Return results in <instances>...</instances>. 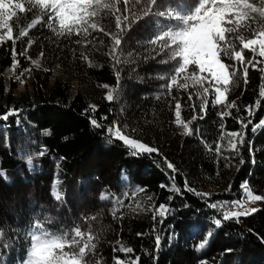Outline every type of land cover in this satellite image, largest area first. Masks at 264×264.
Returning a JSON list of instances; mask_svg holds the SVG:
<instances>
[{
	"label": "trees",
	"instance_id": "obj_1",
	"mask_svg": "<svg viewBox=\"0 0 264 264\" xmlns=\"http://www.w3.org/2000/svg\"><path fill=\"white\" fill-rule=\"evenodd\" d=\"M120 7L123 10V4ZM129 7L132 13L139 12V7L131 4ZM35 15L28 12L22 14L19 23L14 20L13 34L18 36L20 27L26 26ZM150 19L140 21L122 34L123 55L115 69L108 54L112 40L105 35L116 32L115 18L111 15L100 21L103 31L92 32L86 48L75 44L80 37L61 38L45 24L37 25L28 36L17 40L20 63L15 73L11 70L12 42L0 45V115L9 109L18 110L8 120H0V173L4 174L0 175V230L3 231L0 264H15L23 259L29 248L26 230L37 218L46 217L53 221L48 225L52 230L71 229L77 224L84 231L91 229L97 247L87 257V264H97V259L102 264H114V255L125 259L124 253L113 252L121 244L134 249L127 258L139 257V264H200L201 260L207 264H264L261 242L264 201H258L256 213L240 217L239 222L223 221L219 228L213 218L222 219V213L208 207L217 201L237 200L244 181H248L255 194L264 195V127L253 131V126L264 120V99L259 97L264 74L249 67L245 85L241 67L237 83L228 93V102L235 101L240 111L231 109L232 115L222 121L218 112L225 110L223 106L209 104L204 119L190 125L193 135H184L183 127L174 123L175 100L170 96L156 98L161 85L167 83L158 76L169 72L172 65L160 63L164 57L151 59L149 46L140 43L153 34L155 25L148 23ZM246 35L251 38V33ZM29 40L33 41L30 48ZM25 48L27 55L19 56ZM82 52L89 56L91 67L82 58ZM251 57L245 50V59ZM257 59L264 60L258 56ZM32 60H38L39 66L33 65ZM28 68L31 71L25 73V82L21 84L16 76ZM117 69L120 99L109 102L105 99L108 89L103 85H117ZM190 91L191 88L173 89L172 93L181 102L185 121L194 114L192 103L196 105L195 114H200V101L195 96L193 101L188 100ZM258 99L261 103L257 108ZM90 105L96 106L95 112ZM249 106L254 109L251 117L245 111ZM237 116L244 123L252 120L245 130V142L238 146V152L222 151L218 156L215 144L220 125H225V131H239L241 124ZM90 117L103 127L94 128ZM113 121L119 122L124 134L158 152L134 156L119 140L109 144L106 129ZM45 130L50 134L44 135ZM205 144L211 145L212 150ZM42 149L46 151L40 156ZM28 157H32L34 170H29ZM165 161L177 169L174 176L179 193L170 191L173 173ZM57 179L62 194L59 201L52 195V185ZM185 181L194 191L184 189ZM137 186L147 191L136 200L145 209L151 203L157 207L167 205V218L161 222L162 218L157 216L153 220L151 213L132 212L131 207L121 208L113 217V199L123 198L124 192L131 193ZM102 192L109 194L108 200L100 199ZM148 196L153 201H147ZM130 201L135 207L136 202L130 196L125 205ZM91 216L96 219L85 223L84 217ZM210 231L214 233L210 244L197 253L196 247ZM157 235L161 237L158 251Z\"/></svg>",
	"mask_w": 264,
	"mask_h": 264
},
{
	"label": "snow or ice",
	"instance_id": "obj_2",
	"mask_svg": "<svg viewBox=\"0 0 264 264\" xmlns=\"http://www.w3.org/2000/svg\"><path fill=\"white\" fill-rule=\"evenodd\" d=\"M121 4H123V10H121ZM130 4L132 7H139V12L132 13ZM28 12H34L36 15L26 26H21L18 36H15L13 21L19 23L22 14L26 15ZM108 15L115 18L116 32L105 33L112 40L108 54L114 61V69L121 63L123 55L122 34L131 31L140 21L151 18L148 23L155 25L152 30L153 34L149 39L140 43L142 46L144 44L149 46L148 51L151 59L164 57L160 63L172 65L169 72L158 76L159 79L167 80V83L161 85V92L157 94L156 98L170 96L175 100L174 123L178 127H183L184 135H193L190 125L197 119H204L209 104L213 107L223 106L225 110L218 112L222 121L225 117L232 115L231 109H236L237 113L240 111L235 101L228 102V93L231 87L236 85V77L241 67L245 85L249 67L264 74V67H258L260 64H264V60L257 59V56L264 58V0H259L258 3H254L252 0H0V45L6 41L12 42L11 70L15 73L20 63L17 59V40L28 36L31 29L37 25L45 24L54 35L61 38L80 37L74 41L75 44L86 48L92 32L103 31L100 21ZM246 33H251V38ZM32 43V40L28 41V48ZM28 48L19 52V56H26ZM245 50L252 54L251 59H245ZM40 55L42 57L43 53ZM81 56L85 61H88L91 67L92 61L89 56L84 52L81 53ZM29 59L31 58L29 57ZM31 63L39 66L38 60H32ZM30 71V68L24 69L16 76V79L23 84L25 73ZM116 79L115 87L103 85L108 89L105 99L109 102H118L120 99V71L118 69L116 70ZM261 81L259 97L264 99V75L261 76ZM190 88L192 91L188 94V100L193 101L195 96L200 101V114H195L196 105L192 103L191 110L194 114L191 120L185 121L182 118L181 102L172 93L173 89L188 91ZM261 99L256 102L257 108L260 106ZM89 107L92 112L96 111L95 105ZM17 111L9 109L7 113L0 115V120H8L10 116L16 115ZM245 111L249 117L254 114V109L251 106L247 107ZM89 119L94 128L103 127L95 118L90 117ZM102 119L106 120L107 117H102ZM236 119L241 124L239 131H225V125L223 123L220 125V136L215 144V152L218 156L222 154V151L238 152V146H243L245 142V130L252 120L249 119L247 123H244L242 117L237 116ZM261 127H264V120L254 125L253 131ZM43 134L49 135L50 131L45 130ZM65 139L67 138L65 137ZM106 139L109 144L119 140L134 156L158 152V149L124 134L118 121H113L112 125L106 129ZM205 147L212 150L211 145L205 144ZM45 151L42 149L39 155L43 156ZM224 158L228 159V157ZM165 162L167 168L173 173L170 191L179 193L180 189L175 185L174 176L177 169L170 162ZM26 163L29 170H34L32 157H28ZM253 163H255L254 160ZM0 175L4 174L0 173ZM59 184L60 181L57 179L52 185V195L58 201L62 199ZM161 187L167 186L161 185ZM184 189L190 192L194 191L188 186L187 181H185ZM241 189V198L238 200L217 201L208 204L209 208L222 213V219L213 218V223L217 228L222 226L223 221L235 220L239 222L240 217L259 211L256 207H245V204L264 201V195L255 194L249 187L248 181L241 184ZM230 190L231 185H229ZM146 191L145 188L137 186L131 193L124 192L123 198L116 196L112 201L113 217H116L121 208L131 207L132 212L139 210L151 213L153 220L159 216L162 218V222L169 214L167 205L160 204L157 207L155 203H151L145 209L141 202L136 200L139 194ZM196 194L210 195L208 193ZM129 196L132 201L136 202L135 207H132L131 201L125 205V200L129 199ZM100 199L108 200L109 194L102 192ZM171 199L170 196L169 200ZM147 201H153V197L148 196ZM236 208H241L243 211L230 210ZM95 219V216L84 217L85 223ZM51 223H53L51 218L46 217L44 220L37 218L26 230L25 236L29 241V248L22 264H87V257L94 254L97 247L95 242L97 238L91 229L84 231L82 226L77 224L71 229L52 230L48 227ZM138 235L141 234L138 233ZM213 235L214 233L211 231L206 234L204 241L196 247L197 253L206 250ZM2 239L3 231L0 230V240ZM171 239L170 236L169 240ZM261 242L264 243V238H261ZM160 243L161 237L157 235V251ZM117 251L124 253L126 258L122 260L114 255V264H139V257L127 258V254L134 252L133 248L124 247L121 244L119 248H113L114 253ZM226 251L231 252L232 250ZM97 264H102V262L97 259ZM200 264H207V261L201 260Z\"/></svg>",
	"mask_w": 264,
	"mask_h": 264
},
{
	"label": "rangeland",
	"instance_id": "obj_3",
	"mask_svg": "<svg viewBox=\"0 0 264 264\" xmlns=\"http://www.w3.org/2000/svg\"><path fill=\"white\" fill-rule=\"evenodd\" d=\"M241 193H242V189H241ZM241 193H240V194H241ZM240 198H241V195L239 196L238 199H240ZM238 199H237V200H238ZM257 205H258V201L255 202V203H246V204H245V207H257ZM233 210H240V211H243V209H241V208H236V209H233ZM172 237H173V239H175V238H176V235H174V236H172ZM26 255H27V253H26L25 256L23 257V259L16 260V261H15V264H22V262L25 260Z\"/></svg>",
	"mask_w": 264,
	"mask_h": 264
}]
</instances>
